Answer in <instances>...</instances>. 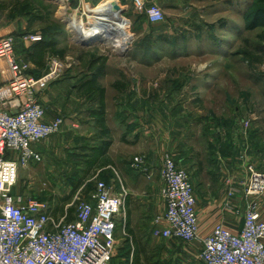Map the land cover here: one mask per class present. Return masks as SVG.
Returning <instances> with one entry per match:
<instances>
[{"label":"rangeland","instance_id":"374dc122","mask_svg":"<svg viewBox=\"0 0 264 264\" xmlns=\"http://www.w3.org/2000/svg\"><path fill=\"white\" fill-rule=\"evenodd\" d=\"M9 1L0 0V6H8ZM168 3L165 8L158 5L164 13L163 21H149L155 26L145 28L144 10L138 9L133 0L128 6L118 2L119 7L115 10L124 8L120 16L126 22L128 33L118 45L103 39L102 42L95 41L98 39L93 37L89 46L75 45L72 41L26 49L21 45L20 54L16 50L15 54L23 55L26 63L39 74L49 70L52 58L65 63L64 57L69 55L76 61L75 64H72L73 60L69 61L76 71L95 70L100 74L106 71L100 81L106 87L109 109L81 112L77 107L79 104L72 101L66 108L70 112L67 117L92 116L101 124L107 118H116L119 111L113 108L114 86L120 85L123 89L139 87L143 108L128 112L135 118L140 112L147 129L156 134L165 136L177 129L185 136L190 127L215 128L239 122L244 127L251 123L264 134V0H169ZM42 5L46 12L53 9ZM88 7L92 6L84 4L83 11ZM80 17L84 24L87 20L92 21L82 14ZM68 24L70 26V19ZM159 31H162L160 36L155 37L153 34ZM126 46L125 55L116 52ZM93 88L101 91L96 85ZM85 95L89 99L93 93ZM74 128L70 125L68 129ZM77 142L76 146L70 143L67 148L49 155L54 167L52 174L41 171L31 179L27 171L20 170L14 191L39 201L53 199L56 211L73 199L85 198L87 188H93L98 180L110 176L107 168L95 170L109 160H99L90 153L88 138ZM257 166L264 172V157H260ZM129 235H124L117 223L115 258L118 261L203 264L199 251L187 255L163 254L158 248L162 244L155 239L137 241L132 233ZM175 240L182 244L175 243L173 247L184 251L186 242Z\"/></svg>","mask_w":264,"mask_h":264},{"label":"crops","instance_id":"0c3cea01","mask_svg":"<svg viewBox=\"0 0 264 264\" xmlns=\"http://www.w3.org/2000/svg\"><path fill=\"white\" fill-rule=\"evenodd\" d=\"M102 1L10 0L8 6H0V37L12 35L14 50L18 53L21 45L26 49L58 44L62 41L71 42L74 37L73 34L70 35L68 26L70 14L76 12L78 16L80 13L78 11H81L84 4L93 7ZM116 1L126 6L131 3V0ZM143 2L147 6L156 4L164 8L169 4V0H143ZM42 4L53 9L46 12V7L44 8ZM58 22L60 24L57 27ZM148 25L155 26L146 18L145 28ZM161 32L153 35L157 36ZM27 35H40L41 39L31 41L26 38ZM29 52L30 50L26 54ZM18 57L27 62L23 55ZM64 60L65 68L61 75L52 85L38 94L39 101L45 107L47 118L62 117L61 130L32 143L33 149L39 154V159L32 160L26 167H20L19 171H27L31 179L36 178L41 171L52 174L54 167L49 155L67 148L70 143L76 146V141L79 143L88 138L91 144L90 153L95 154L99 160L102 158L109 160L105 166L99 167L96 171L109 169L108 184L115 192H120L122 188L126 191L124 209L115 218L116 229L117 223L120 224L122 233L126 236L132 233L137 241L155 239L157 243L162 244L158 248L163 254L187 255L200 252L202 238L217 224H223L234 232L240 230L244 207L249 200L256 201L258 211L264 219V193L256 198L248 197L244 193L248 179L247 165H253L261 171L257 165L260 157H264V134H260L262 132L258 127H252L251 123L248 127H244V124L239 122L225 126L218 125L215 128L201 126L190 129V127V131L187 130L185 136L178 133L177 129L169 135H159L156 131L147 129L143 115L140 118V112L137 113V118L131 117L133 113L128 112L143 108L144 102L139 87L123 89L120 85L114 86L116 95L113 96V108L119 111L116 113V118H107L101 124L99 119L92 116L67 117L70 112L66 108L72 101L79 104L77 107L81 112L101 109L107 111L109 106L106 87L100 81L106 71L101 74L95 70L76 71L70 67V60H73L72 64L76 62L70 55L65 56ZM77 63L81 61L77 60ZM28 65L31 75H42L34 72L31 65ZM8 78L7 64L0 59V84L6 82ZM95 85L101 91L98 92L95 88L92 90ZM88 92L93 93L89 99L85 95ZM135 102H137L136 106ZM70 125L75 128L68 129ZM74 135L75 139H73ZM165 154H170L177 164L189 173L196 197L197 239L186 242L184 251L173 247L175 243H180L178 240L152 235L155 217L162 215L166 209L162 196L163 183L160 178V168ZM136 156L144 157L147 172L131 167V160ZM231 191L235 192L230 194ZM161 225L165 226L166 222L162 221ZM124 263L131 264L126 261Z\"/></svg>","mask_w":264,"mask_h":264},{"label":"built area","instance_id":"2783aa9c","mask_svg":"<svg viewBox=\"0 0 264 264\" xmlns=\"http://www.w3.org/2000/svg\"><path fill=\"white\" fill-rule=\"evenodd\" d=\"M133 1L148 21H163L161 7ZM26 38L39 41L41 36ZM0 59L9 71L8 80L0 84V264H112L117 252L115 218L125 205L123 188L115 192L98 180L87 198L73 199L58 211L53 199L39 201L13 191L19 168L39 159L32 143L61 130L62 117L47 118L38 94L61 75L65 64L52 58L47 72L31 75L29 65L15 54L12 35L0 37ZM130 165L147 172L143 156L134 157ZM247 170L244 193L256 198L264 193V173L250 164ZM160 178L166 209L155 217L152 235L196 240V197L189 173L165 154ZM70 215L73 218L68 221ZM201 242L203 264H264V219L256 201L246 202L240 230L217 224Z\"/></svg>","mask_w":264,"mask_h":264},{"label":"bare ground","instance_id":"6f19581e","mask_svg":"<svg viewBox=\"0 0 264 264\" xmlns=\"http://www.w3.org/2000/svg\"><path fill=\"white\" fill-rule=\"evenodd\" d=\"M118 7L116 0H103L95 7L84 9L82 14L92 20L86 24L81 20L80 14L78 17L77 13L73 12L69 16V27L75 36H80L88 41L96 37L98 40L103 39L113 45H118L123 35L128 34L125 31L126 22L121 18L120 11L115 10Z\"/></svg>","mask_w":264,"mask_h":264},{"label":"water","instance_id":"95a60500","mask_svg":"<svg viewBox=\"0 0 264 264\" xmlns=\"http://www.w3.org/2000/svg\"><path fill=\"white\" fill-rule=\"evenodd\" d=\"M123 11H124V8H121L120 9V13L122 14ZM95 41H100V40H95ZM72 42L77 44V45H80V46H89L93 41H90V40L88 41L85 38H81L80 36H75L72 39ZM100 42H102V41H100ZM127 50H128V46H126L122 50H119V51H116V52H118V54L125 55Z\"/></svg>","mask_w":264,"mask_h":264},{"label":"trees","instance_id":"16d2710c","mask_svg":"<svg viewBox=\"0 0 264 264\" xmlns=\"http://www.w3.org/2000/svg\"><path fill=\"white\" fill-rule=\"evenodd\" d=\"M158 36V35H157ZM160 36V35H159ZM156 37V36H155ZM35 77H38V76H35ZM97 163H99L98 162V160H97ZM97 168H95V170H96ZM104 182H106V183H108V181H107V179L106 180H103ZM95 186V185H94ZM94 188V187H93ZM93 188H87L86 190H85V198H87L88 197V194H89V192L93 189ZM13 191H14V187H13ZM70 211H72V208L70 209ZM72 216L70 215L69 217H68V221H70V220H72ZM123 249L125 248L124 246L122 247ZM116 257V256H115ZM113 258L112 260H111V263L112 264H125L124 262H121V261H118V259L117 258Z\"/></svg>","mask_w":264,"mask_h":264}]
</instances>
